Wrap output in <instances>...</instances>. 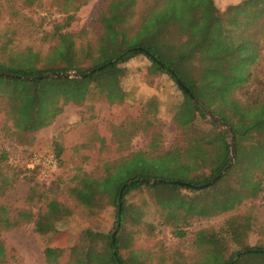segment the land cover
Returning <instances> with one entry per match:
<instances>
[{
  "label": "trees",
  "instance_id": "1",
  "mask_svg": "<svg viewBox=\"0 0 264 264\" xmlns=\"http://www.w3.org/2000/svg\"><path fill=\"white\" fill-rule=\"evenodd\" d=\"M25 1L30 4L33 0ZM34 1L37 5L41 2ZM62 1L63 8L59 6V11L70 14L76 13L89 0ZM161 1L154 0L149 7V17L135 34L131 19L138 0H109L97 18L102 28L97 45L82 41L80 33L61 29L43 35L47 42L44 53L30 45L21 49L1 48L0 73L10 76H0V117L3 118L0 129L26 139L33 140L35 133L51 124L62 102H86L87 109L98 107L101 99L109 107L122 104L125 91L120 82L123 75L120 65L141 54L176 83L177 79L181 80L197 100H193L177 83L182 99L176 105L172 118L179 129L187 132L194 129L186 140H177L168 149H162V130L160 124L154 122L156 116L153 113L148 124L155 134L150 138L147 149L125 151L118 157L105 159L100 162L96 173L77 168L71 177L74 184L70 188L76 203L89 216L102 212L108 206L113 207V227L119 223V228L114 241L111 230L101 232L85 228L80 232V242L72 246L47 243L43 248L46 264H147L148 254L142 255L130 249L127 239L120 234L125 219L140 218L135 208L127 203L134 192L150 193L178 238L185 237L179 226L182 227L189 218H209L231 212L260 192L264 177V101L258 107L247 108L242 98L234 96V91L245 87L252 77L253 67L259 59L257 43L244 36L234 40L230 36V28L222 21L223 30L218 32L220 16H217L218 9L212 0H167L162 6ZM228 11L234 12L228 20L234 24L232 28L247 32L264 15V0H230ZM238 15L242 19H238ZM182 19L188 21L183 24L180 22ZM178 22L184 25L189 37L197 36L196 39L202 41L200 52L206 51L208 58L218 60L214 67L207 68L205 74L212 77L210 85L221 89L218 93L220 99L211 105L204 101L202 93L196 91L194 81H183L184 71L181 72L176 65L178 53L171 56L167 50L163 52L155 40L156 36L151 37L159 30L165 32V37L169 24L175 26ZM181 44L179 42L178 47ZM188 49L180 51L179 57L190 59ZM65 71L89 74L82 78L44 76L47 72ZM216 78L217 82L212 84ZM203 107L229 127L235 149L234 160L227 172L207 186L203 185L230 163L231 149L227 133L215 123L208 122L211 124L208 129L195 128L199 117L205 119ZM145 111L149 113L148 109ZM248 112L250 117L246 123L243 117ZM126 126L130 125L125 122L113 126L112 135L118 128L121 133L126 132ZM143 130L147 132L148 128ZM54 144L52 159L57 161L61 148L56 141ZM38 155L34 157L43 156ZM3 157V152H0V162ZM41 163L40 159L37 160L30 170H39ZM144 179L156 182L148 183ZM176 181L203 187L192 188ZM8 184L9 181L3 178L0 189ZM120 192L122 204L119 210ZM34 197L43 203V209L38 213L32 210ZM26 200L29 208L18 210L15 217L8 216L6 208L0 205V230L33 222L36 234L64 236L65 232L58 228V223L71 215L68 206L55 198L47 199L34 193L33 187ZM250 228L249 216L230 215L218 231L210 228L197 230L194 248L199 254L191 264H264V246L247 242ZM4 255L5 249L0 241V264ZM213 259L215 262L211 263ZM171 261L179 263L177 259ZM182 262L188 264L186 257Z\"/></svg>",
  "mask_w": 264,
  "mask_h": 264
},
{
  "label": "rangeland",
  "instance_id": "2",
  "mask_svg": "<svg viewBox=\"0 0 264 264\" xmlns=\"http://www.w3.org/2000/svg\"><path fill=\"white\" fill-rule=\"evenodd\" d=\"M212 1L218 9L217 16L221 19L218 32L223 30V24L230 28V36L234 40L244 36L257 43L259 59L253 67L252 79L250 78L241 90L234 91V96L242 98L247 108L258 107L264 101V15L249 31L241 32L240 28H232L234 24L228 22L233 12L228 11L230 0ZM35 2L33 0L28 4L25 0H0V56L3 46L10 50L30 45L44 53L47 42L43 35L61 29L80 33L82 41L97 45L102 33L97 18L106 9L109 0H89L76 13L70 14L59 11V6L63 8L62 0H41L39 5ZM153 2L154 0H138L131 19L134 34L149 17V7ZM161 2L162 6L167 0ZM239 18L242 19V16L238 15ZM184 21L188 20L182 19L180 22L184 24ZM180 22L175 26L170 23L165 37L162 30H159L157 35L155 31L151 37L156 36L155 40L163 52L167 50L171 56L178 53L176 65L177 69L184 71L181 76L183 81H194L196 91L202 93L204 101L211 105L221 96L218 94L221 89L217 85H210L212 77L205 74L207 68L214 67L218 60L211 57L209 59L206 51L200 52L202 41L196 39L197 36L189 37L188 31ZM226 40L230 42L227 35ZM179 42L182 43L181 49L178 47ZM187 48L188 53H191L190 59L180 58L179 52H184ZM120 67L123 69L120 82L125 91V99L119 106L109 107L102 99L98 107L88 109L86 102H62L58 107L60 111H57L51 124L35 133L33 140L0 129V152L4 155L3 161L0 162V186L3 178L9 181V186L0 189V205L6 208L8 216L15 217L18 210L29 208L26 198L31 187L34 188V193L44 195L47 199L55 198L72 211L64 222L58 223V228L65 232L61 238L51 234H36L33 222L9 230L1 229L0 241L5 249L1 264H46L43 248L47 243L72 246L80 242V232L85 228L101 232L113 231V207L108 206L93 216L87 215L70 193L74 184L71 177L78 167L96 173L100 169V162L105 159L118 157L125 151L147 149L150 138L155 134V130L148 124V120L153 119V113L156 116L154 122L161 126L162 149H168L177 140H186L193 133L194 129L183 131L173 122V113L182 99V92L168 74L158 71L142 54ZM222 70L224 72L223 68ZM215 80L212 84H215L218 78ZM245 89L247 94H244ZM145 109H148L149 113ZM203 111L205 119L199 117L195 128L208 129L211 127L208 122L211 121L222 132L227 133L230 145L229 127L220 120L215 121L217 116L209 114L206 108ZM249 117V112L244 114L246 123ZM2 121L3 118L0 117V125ZM125 122L130 125L126 126L127 131L121 133L118 128L112 135L113 126H120ZM146 128L147 132L143 130ZM55 141L61 148V154L57 161L53 160L55 168L52 169L48 160L54 155ZM38 154L43 156L34 157L40 156ZM33 158L42 161L37 171L30 170L36 164ZM183 192L190 194L186 190ZM127 203L135 208L140 218L125 219L120 234L127 239L130 249L142 255L148 254L147 264H176L171 261L175 259L179 260L177 264H183L185 257L188 264H191L198 253L194 248L195 232L202 228L218 231L223 228L230 215L249 216L251 228L247 242L249 245L264 246V177L258 196L245 200L236 210L209 218H189L182 227L179 226L185 232L184 238L176 237L174 228L166 222L163 211L158 208L149 192H134L128 197ZM41 209L43 203L34 197L33 212L38 213ZM212 262H215L214 259Z\"/></svg>",
  "mask_w": 264,
  "mask_h": 264
},
{
  "label": "water",
  "instance_id": "3",
  "mask_svg": "<svg viewBox=\"0 0 264 264\" xmlns=\"http://www.w3.org/2000/svg\"><path fill=\"white\" fill-rule=\"evenodd\" d=\"M88 74L89 73H87L85 75H88ZM85 75H82V74L78 73L77 71H65V72H47V73H45L44 76L45 77H49V78H82ZM0 76H10V75L0 73ZM177 83H178V85L182 88V90L185 93H187L190 97L193 98V100H195L197 102V100L193 97V95L190 92V90L187 88V86L181 80L177 79ZM203 110H205V108H203ZM209 114H212V113L210 112ZM219 120L220 119L218 117L215 118V121H219ZM221 123L223 124L222 121H221ZM230 149H231V160H230V163L217 176H215L209 183L204 184L203 186H207L209 184L215 183L220 177H222L226 173V171L229 169L230 165L232 164V162L234 160V156H235V149H234L232 132H231ZM143 181L144 182H148V183H155L156 182V180H152V179H144ZM176 182L178 184H184V185L190 186L192 188L203 187V186H198V185H194V184H190V183H184V182H180V181H176ZM119 197H120V199H119V210H120L121 209V204H122V201H121V192H120ZM118 228H119V223L115 226V228L113 230V233H112V241H114L115 234H116ZM114 253H115V251H114Z\"/></svg>",
  "mask_w": 264,
  "mask_h": 264
},
{
  "label": "built area",
  "instance_id": "4",
  "mask_svg": "<svg viewBox=\"0 0 264 264\" xmlns=\"http://www.w3.org/2000/svg\"><path fill=\"white\" fill-rule=\"evenodd\" d=\"M35 161H37V159H35ZM48 163L51 164V168L52 169L55 168V163L53 162V159L52 158L50 160H48Z\"/></svg>",
  "mask_w": 264,
  "mask_h": 264
}]
</instances>
